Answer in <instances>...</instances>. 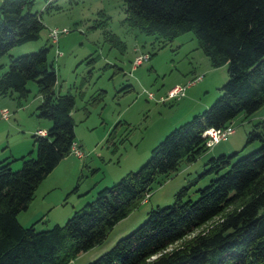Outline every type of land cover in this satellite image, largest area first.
Returning a JSON list of instances; mask_svg holds the SVG:
<instances>
[{
  "label": "trees",
  "instance_id": "16d2710c",
  "mask_svg": "<svg viewBox=\"0 0 264 264\" xmlns=\"http://www.w3.org/2000/svg\"><path fill=\"white\" fill-rule=\"evenodd\" d=\"M122 2L124 20L145 35L169 41L192 32L209 65H225L227 79L219 96L171 129L135 171L97 190L62 224L35 230L34 223L22 226L17 214L76 143L74 99L54 92L48 47L9 59L0 74V96H12L20 106L28 94L27 82L34 81L40 97L35 115L50 123L43 134L37 130L31 135L34 156L29 151L13 159L20 161L18 169L10 168V160H0V264H67L101 243L114 224L145 202L158 176L166 177L180 163H191L206 152L201 136L205 130L223 128L238 114L249 116L264 104V0ZM32 4L0 0V57L38 38L43 24ZM117 46L124 48L122 43ZM252 141L258 148L241 157L235 151L209 157L201 175L213 176L196 188L195 199L187 194L195 181L181 186L170 204L150 209L138 227L88 264H264V118L246 132L245 143ZM206 223L205 229L169 248Z\"/></svg>",
  "mask_w": 264,
  "mask_h": 264
},
{
  "label": "rangeland",
  "instance_id": "374dc122",
  "mask_svg": "<svg viewBox=\"0 0 264 264\" xmlns=\"http://www.w3.org/2000/svg\"><path fill=\"white\" fill-rule=\"evenodd\" d=\"M31 11L40 13L43 24L38 38L14 46L2 55L0 74L6 70L9 59L36 51L41 46L48 47L47 62L52 64L55 72L53 90L57 94L69 93L73 96L71 118L74 141L83 153L82 158L69 154L64 159L70 168L72 165V179L76 180L72 187L75 189L68 192L61 207L50 210L48 221L41 218L34 224L35 230H43L52 226L49 223L55 218L58 224H62L67 217L63 219L58 210L70 209L77 199L88 194V191L83 195L82 192L92 185L101 183L109 186L126 172L135 171L148 158L151 148L171 129L207 108L219 96V88L227 79V74L225 65H209L190 31L168 41L157 35H145L129 26L124 20L122 0H33ZM54 28L65 30L58 33L56 43L48 37V30ZM115 43H122L124 48ZM159 43L164 44L159 47ZM139 53L154 54L133 68L132 60ZM196 77L199 79L185 88L182 97L164 98L171 87L184 85ZM26 87L28 94L20 106L12 96H0V110L7 112L6 118L0 116V160H10L12 170L20 166V161L13 159L30 151L29 148L18 153L16 149L25 141L26 145L32 141L34 126L38 122L50 123L35 115V107L40 102L35 82L28 81ZM147 92L152 93L151 98L147 97ZM160 97L163 98L161 101ZM191 101L197 111L190 113L189 117H182ZM261 113H264V104L249 116L238 114L230 121L234 131L225 140L208 148L195 161L180 163L177 170L168 176H158L157 181L151 184L145 202H140L114 224L101 243L67 264H88L95 260L119 238L138 227L150 209L170 204L175 192L193 181L187 194L190 199H195L196 188L205 185L213 176L201 175L209 153L217 152L212 155L216 156L235 151L238 158L258 148L257 141L245 143V138L246 132L261 118L254 117ZM112 129L113 138L108 140L107 135ZM30 154L35 155L34 146ZM139 158H142L141 162L136 165ZM59 167L55 171H60ZM39 201L38 192H35L28 211ZM263 210L264 206L260 212ZM208 224L196 228L169 248L181 244Z\"/></svg>",
  "mask_w": 264,
  "mask_h": 264
},
{
  "label": "crops",
  "instance_id": "0c3cea01",
  "mask_svg": "<svg viewBox=\"0 0 264 264\" xmlns=\"http://www.w3.org/2000/svg\"><path fill=\"white\" fill-rule=\"evenodd\" d=\"M190 101V100H189ZM208 103V102H207ZM207 103L205 105H207ZM190 106L184 111V113H182V117H189V115H191L190 113H194V111H197V107L196 105H194L191 102L188 103ZM189 112V113H186ZM264 118V113H261L259 115H256L254 118ZM260 118V119H261ZM253 119V117L251 118ZM49 126V122H45L43 124H39V122L37 123L36 126H34L35 128L32 130V132L37 131V130H41V131H45ZM25 143V144H24ZM23 144L19 145V148L16 149V151L18 153H23L25 152L26 149L30 148V151H32V141L28 142L26 145V141ZM79 145V144H78ZM21 146V147H20ZM233 146H230V149ZM219 151V150H217ZM215 153L217 152H211L208 155L212 156L215 155ZM14 155H18V154H14ZM208 156V158H209ZM66 157L62 158L57 165L45 176V178H43V180L39 183V185L37 186L35 192H38V195L40 197V203L37 205H34L35 207L30 209V205L31 202L28 204L27 208L24 210L23 213L19 212L17 214V220L18 222L22 225V226H27L31 223H37L38 221H40L39 219L44 218L48 221V217L47 215L49 214L50 210L53 207H61L62 206V201L66 199L68 192H73L74 190H72L74 188V186L72 187V185L75 183L76 180L72 179L73 176V172H72V165L71 168L68 166L67 162L64 161ZM142 158H139V160H137L135 162L136 165H138L139 162H141ZM59 166H61L60 171H55L56 168H60ZM59 170V169H57ZM58 172H61L62 175H59ZM70 181V184H68V182ZM55 185V186H53ZM102 185L106 184H94V186L92 185L88 190H85L83 193L88 191V194L85 195L84 197H82L81 199H77L71 206L70 209H65L62 212H59L58 210V215H60L64 218L68 217L71 213V211L73 209H75V207H78L81 203H83L84 201H88L89 199H92L93 196L95 195L96 191L99 189V187H101ZM71 186V188H70ZM104 187V186H103ZM70 188V189H69ZM35 196V193H34ZM47 196H50L47 198ZM34 198V197H33ZM30 212V213H29ZM54 219V218H53ZM58 219L55 218V220H51V222L49 224L52 223L53 224H58L57 223Z\"/></svg>",
  "mask_w": 264,
  "mask_h": 264
},
{
  "label": "built area",
  "instance_id": "2783aa9c",
  "mask_svg": "<svg viewBox=\"0 0 264 264\" xmlns=\"http://www.w3.org/2000/svg\"><path fill=\"white\" fill-rule=\"evenodd\" d=\"M62 31H65V30L64 29L58 30L56 28L48 30V37L51 39L52 43H56L57 35L59 32H62ZM147 60H148V54L147 53H139L138 55H136L133 58L131 66L134 68L136 66L141 65L143 62H145ZM198 79L199 78L196 77L194 79H190L184 85H175V86L171 87L166 92V95L164 98H168V99L177 98L178 99V98L182 97L184 95L185 88H187L190 85H193L194 82ZM147 97L151 98L152 93L147 92ZM162 99L163 98L160 97V101ZM6 113H7L6 110H4V109L0 110V116L1 117L6 118V116H7ZM233 131H234V127L229 123L223 128H208L207 130H205L201 134V136L205 140V142H204L205 146L210 148L214 144H216L222 140H225L230 134L233 133ZM37 133L43 134V131L38 130ZM69 154L76 157V158H81L83 156L82 151L78 148V146L74 142H72L70 145Z\"/></svg>",
  "mask_w": 264,
  "mask_h": 264
}]
</instances>
